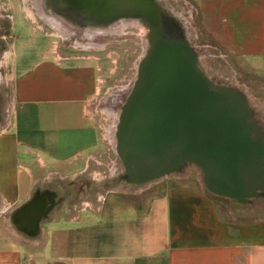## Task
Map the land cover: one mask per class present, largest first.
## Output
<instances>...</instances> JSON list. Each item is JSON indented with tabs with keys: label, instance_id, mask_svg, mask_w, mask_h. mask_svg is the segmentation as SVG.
I'll return each instance as SVG.
<instances>
[{
	"label": "crops",
	"instance_id": "obj_1",
	"mask_svg": "<svg viewBox=\"0 0 264 264\" xmlns=\"http://www.w3.org/2000/svg\"><path fill=\"white\" fill-rule=\"evenodd\" d=\"M195 1L201 26L229 67L264 76V0ZM90 77L85 68L59 67L50 59L20 73L9 132L17 156L1 161V212L39 192L34 182L42 168L73 177L75 169L86 172V157L98 144L87 115ZM214 194L195 181H168L156 190L96 189L81 201L78 215L64 217L62 231L50 240L54 250L30 264H264V218L233 214ZM25 260L17 242L0 237V264Z\"/></svg>",
	"mask_w": 264,
	"mask_h": 264
},
{
	"label": "rangeland",
	"instance_id": "obj_2",
	"mask_svg": "<svg viewBox=\"0 0 264 264\" xmlns=\"http://www.w3.org/2000/svg\"><path fill=\"white\" fill-rule=\"evenodd\" d=\"M8 1L0 0V174L6 167H2V159L11 153L13 160L17 156L9 132L14 121L18 77L41 59H50L59 67L85 68L91 76L87 115L98 136L97 146L86 157L90 162L84 174L79 168L74 170L79 172L76 177L57 168H42L40 181L34 182V191L39 190L35 196L23 205L22 202L10 205L5 212H1L3 203L0 204V237L17 242L23 249L25 262L30 264L36 255L42 257L43 252L53 248L50 240L56 232L62 231L64 217L69 211L78 215L81 201L96 189L104 194L118 188L156 190L168 181L170 184L195 181L205 187L201 170L190 163L182 164L176 172L161 180L134 185L117 157L114 129L139 63L149 47L147 36L153 25L148 20L141 16H117L102 21V12L80 13L70 9L63 0L54 3L45 0L47 16L39 14L33 4L35 0ZM154 2L159 8L164 31L192 47L205 75L215 84L247 96L251 120L264 139V76L260 73L259 78L255 74L247 76L242 73L244 69L229 67L224 53L217 50L201 26L195 0ZM9 166L8 169L12 168ZM93 171L100 173L101 179H92ZM3 185L0 179V186ZM215 198L233 214L258 215L263 219L264 164L259 168V185L251 195L241 200L218 195ZM27 216L31 222L27 221ZM52 264H64V261H52Z\"/></svg>",
	"mask_w": 264,
	"mask_h": 264
},
{
	"label": "water",
	"instance_id": "obj_3",
	"mask_svg": "<svg viewBox=\"0 0 264 264\" xmlns=\"http://www.w3.org/2000/svg\"><path fill=\"white\" fill-rule=\"evenodd\" d=\"M81 1L88 13L102 12V21L141 16L155 26L116 124L115 150L129 180H159L190 163L210 192L238 200L251 195L264 139L245 97L205 75L192 47L164 31L154 0Z\"/></svg>",
	"mask_w": 264,
	"mask_h": 264
},
{
	"label": "flooded vegetation",
	"instance_id": "obj_4",
	"mask_svg": "<svg viewBox=\"0 0 264 264\" xmlns=\"http://www.w3.org/2000/svg\"><path fill=\"white\" fill-rule=\"evenodd\" d=\"M53 3L55 0H51ZM48 0V2H51ZM64 3L70 8V9H75L80 13H88L87 8L83 6V3L81 0H63ZM68 1V2H67ZM82 4V5H81ZM92 13V12H91ZM33 216V215H32Z\"/></svg>",
	"mask_w": 264,
	"mask_h": 264
},
{
	"label": "bare ground",
	"instance_id": "obj_5",
	"mask_svg": "<svg viewBox=\"0 0 264 264\" xmlns=\"http://www.w3.org/2000/svg\"><path fill=\"white\" fill-rule=\"evenodd\" d=\"M44 2H45V0H35V1H33V4H34V7L35 8H37V10H39V14L41 13V15H44V14H46L47 16H48V14H47V12H48V8H46V10H45V6H44ZM68 2V1H67ZM43 10V11H42ZM92 11V10H91ZM38 12V11H37ZM89 13H91V12H89ZM113 104V103H112ZM115 132H116V127H115V129H114V135H115ZM30 219H32V216H30ZM27 221L28 222H31L30 220H29V216H27ZM18 224V223H17Z\"/></svg>",
	"mask_w": 264,
	"mask_h": 264
}]
</instances>
